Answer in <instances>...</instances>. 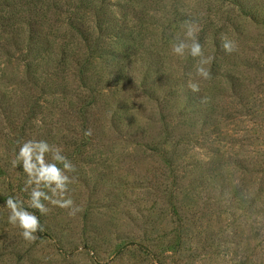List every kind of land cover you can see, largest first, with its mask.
Instances as JSON below:
<instances>
[{
    "label": "rangeland",
    "instance_id": "1",
    "mask_svg": "<svg viewBox=\"0 0 264 264\" xmlns=\"http://www.w3.org/2000/svg\"><path fill=\"white\" fill-rule=\"evenodd\" d=\"M91 1L75 17L89 42L69 23L80 0H43L31 20L45 42L29 43L40 52L0 48V264H264V0ZM98 13L113 28L105 37ZM20 16L0 20L2 46L25 28ZM186 24L208 79L200 57L171 51ZM90 51L93 65L77 66ZM27 140L62 149L81 209H28L45 228L32 241L4 206L28 199L11 164Z\"/></svg>",
    "mask_w": 264,
    "mask_h": 264
},
{
    "label": "clouds",
    "instance_id": "2",
    "mask_svg": "<svg viewBox=\"0 0 264 264\" xmlns=\"http://www.w3.org/2000/svg\"><path fill=\"white\" fill-rule=\"evenodd\" d=\"M183 27L184 38L177 37L176 42L171 46V51L179 57L185 56L186 50L191 57H200L199 66L196 67V75L208 79L210 73L203 65L207 64L209 60L204 58L201 44L196 38L198 29L191 24H186ZM220 40V46L226 53H232L236 50L235 41L228 38L227 35H222ZM189 87L193 91L198 90L195 83H190ZM85 135L90 136L91 130H87ZM17 146L18 151L15 153V159L11 161V164L14 168L21 167L27 174L25 185L21 191L28 193V199L22 201L14 196H9L4 201V206L10 210L8 223L21 229L20 235L25 240L32 241L36 239L34 234L43 232L45 228L35 212L28 209H34L40 216H43L48 212L44 203L47 201L60 208L69 209L70 215H75L81 211L78 206H74L73 200L67 195L68 185L74 179L67 173L74 172L75 166L62 154L61 148H53L45 140L18 141ZM46 153L52 154L51 162L46 161ZM29 188H31L30 192L28 191Z\"/></svg>",
    "mask_w": 264,
    "mask_h": 264
},
{
    "label": "trees",
    "instance_id": "3",
    "mask_svg": "<svg viewBox=\"0 0 264 264\" xmlns=\"http://www.w3.org/2000/svg\"><path fill=\"white\" fill-rule=\"evenodd\" d=\"M43 0H0L2 6H3V15L0 16V20L2 21L1 22V26H5V25H9L10 21L14 20L15 22L19 21L20 23V20H19V14H21L20 17H22V25L25 26V28H23V31H21L20 33H22L23 35L26 34L27 32H29V34L27 33V36H29V38L27 39H23V41H20L19 38H20V33H18V35L16 37H13V41L9 42L7 45L5 46H2L1 43H0V48L3 49V51L5 52V54L7 55V57H10L12 55V52L14 50H19V51H24V49H29L28 52H25L23 54V58H26L28 57L31 52H33V49L36 51V52H40V49L38 48H32L29 43H33V40L35 39V41H39L41 43L45 42V41H42L40 40L38 37H39V33L37 32V29L35 28V25L36 23L33 22L31 19H32V16L34 15V12L35 11H38V9L40 8L39 7V2H42ZM48 5L50 6V1L51 0H48ZM80 4L75 6V9H77V12L74 13V16H70V20H69V23L70 25L76 29V31H78L79 33L81 32L83 36V38L89 42V40H91V37L89 36H86V32L85 30L86 29H83L81 24L79 22H77L78 20L75 19V17L78 16L80 10L82 9H89V6L90 5H93L94 3L91 1V0H80ZM90 4V5H89ZM52 12V15H55L57 13V3L54 1V3L52 4L51 3V6L50 8L47 10V12ZM54 11H55V14H54ZM46 12V13H47ZM45 13V15H47ZM101 15H98V25L97 27H99V31H103V34H101L102 36L105 37V34L107 33V31L111 28V30L113 29L110 25H109V20H105V17H102V14L101 13H98ZM83 18V17H81ZM78 23V25H77ZM105 26V28L103 29L102 27ZM99 35V39H98V42H96V47H101L104 42H105V39ZM115 36H119V34H115ZM90 47L92 45H89ZM47 51L48 52H52V47H54V43L52 42H47ZM55 52V51H54ZM92 52L87 58L85 59H82V58H78L76 60V63H77V66H82L84 68H89V66L91 67V65H93L94 63V58H93V51H90ZM107 52V51H106ZM62 53L64 54V50L62 51ZM103 53L104 52H100V55L98 57H103ZM109 53V52H107ZM38 55H35V57H37ZM64 58V64H66V61H67V56L66 55H63ZM29 61L26 66L28 68H31V61L30 60H27ZM24 62V61H23ZM67 65V64H66ZM92 69V68H90ZM89 106L90 104H88L86 107H85V112L87 113L89 111ZM30 109V108H29ZM87 115V114H86ZM87 124V123H86Z\"/></svg>",
    "mask_w": 264,
    "mask_h": 264
}]
</instances>
